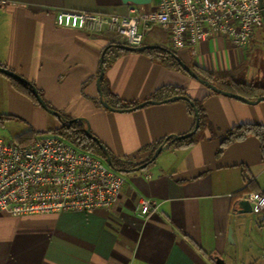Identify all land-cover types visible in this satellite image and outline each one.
Returning <instances> with one entry per match:
<instances>
[{"label": "crops", "instance_id": "crops-1", "mask_svg": "<svg viewBox=\"0 0 264 264\" xmlns=\"http://www.w3.org/2000/svg\"><path fill=\"white\" fill-rule=\"evenodd\" d=\"M5 1L0 66L30 81L57 111L86 118L115 156L145 162L151 153L147 147L192 130L194 118L182 100L127 112L104 108L96 84L100 59L109 46L125 41L113 32L90 34L55 24L61 10L125 17L132 8L152 11L160 0ZM155 27L161 29L151 28L153 44L162 42L159 32L151 33ZM178 56L190 67L211 71L241 67L239 76L246 82L264 86V28L246 48L212 38ZM104 76L120 100L136 104L164 86L183 87L203 102L212 129L201 131L191 146L165 144L149 167L124 174L126 183L110 208L24 217L0 211V264H216L217 259L226 264L225 255L237 252L247 238L234 212L236 195L264 193V155L255 136L230 143L219 156L217 151L233 127L264 126V101L246 103L215 93L141 51L123 53ZM0 114L13 118L1 126L23 125L16 135L29 129L43 135L60 125L1 73ZM143 198L159 204L148 217L138 209ZM258 219L264 226V210ZM253 242L262 256L251 255L244 264H264V233Z\"/></svg>", "mask_w": 264, "mask_h": 264}, {"label": "built area", "instance_id": "built-area-1", "mask_svg": "<svg viewBox=\"0 0 264 264\" xmlns=\"http://www.w3.org/2000/svg\"><path fill=\"white\" fill-rule=\"evenodd\" d=\"M7 2L0 0V7ZM58 27L90 34L113 32L129 46H141L155 25L173 49L194 48L223 38L246 48L264 28L259 0H160L156 9L132 8L128 16L61 10ZM126 183L124 174L105 160L84 152L54 134L38 135L27 145L0 138V211L12 216L52 215L110 208ZM252 212L264 210V194H247ZM158 203L143 198L139 212L148 217Z\"/></svg>", "mask_w": 264, "mask_h": 264}, {"label": "trees", "instance_id": "trees-1", "mask_svg": "<svg viewBox=\"0 0 264 264\" xmlns=\"http://www.w3.org/2000/svg\"><path fill=\"white\" fill-rule=\"evenodd\" d=\"M152 29H154V28H152ZM157 32H159V34L162 38L161 43L153 44L148 37V35L150 33L149 32L146 35V38H145L142 45H149V44L160 45V46L167 48L168 50H171L168 47V45H166L169 43V38H168L167 33L158 27L155 30H153L151 33H157ZM119 44H121V43L119 42ZM123 44H126V43L123 42ZM125 52H127V51L119 49L116 46H113V45L109 46L106 49L105 56H104V70L106 68H108L109 66H111ZM141 52L153 57L154 59L158 60L160 63L164 64L167 67L185 72L181 68V66L179 65L178 61L174 57H172L169 54V52H167L166 50L149 49V50H144ZM175 54H177V53H175ZM191 67L194 69V71L197 72V74L201 78L209 81L211 84L215 85L216 87H218L222 90L237 93V94L244 96L250 100H254L260 96H264V86L256 85L254 83H248L244 80V77L239 76V71H240L239 69H241V67L237 70H224V71H211V70L199 67L197 65H193ZM4 76L7 77L11 81L12 85L14 86V88L17 91H19L23 95L27 96L28 98H30L34 102L35 105L41 107L40 104L38 103V101L36 100V98L34 97L33 93L31 92V89L29 86L23 85L19 81L15 80L13 78H10L6 75H4ZM101 88H102V92L104 94L105 100L108 102V104L110 106H112L115 109H126V108H130V107H133L136 105V103L124 102V101L120 100L109 89L105 76H103V78L101 80ZM39 93L43 97V95L40 91H39ZM175 95L187 96L190 99V102L183 101V100L182 101L186 104L188 112L194 118V124H195V109L198 110L199 120H200L199 121V129L195 135L189 137L188 139L173 140L172 137L168 136V137L164 138L163 140L155 142L151 146L147 147L151 150V153H150V157L146 161H148L151 158V156L153 155L155 150L164 142H166V147L191 146L198 141L199 134L201 131H203L206 128L212 129V124L210 123V121L206 115V111H205V108L203 106V102L201 100H196V99L190 98L188 96V94L186 93V89H184L183 87L164 86V87L160 88L159 90H157L151 96V99L163 101V100L170 98L172 96H175ZM191 103H193L194 106ZM48 106L51 109L57 110L54 107H52L50 104H48ZM60 112L63 115V120L59 119V121H60L59 127L52 129V130H48L44 133L57 135V136L61 137L62 139L66 140L68 143L72 144L74 147H76V148H78L84 152H88V153H90V154H92V155H94V156H96L102 160H105V156H106L105 152L98 146V144L92 138H90L86 135L85 123L83 121H76V122L70 123L69 120H72L73 118L70 117L69 115L65 114L62 111H60ZM10 119H13V118L10 117L9 115L0 114V126L3 125L5 121H8ZM193 127H194V125H193ZM38 135H39V133H37L33 129H29V130H26V131L16 135L12 141L18 145H27V144H30L31 142H33ZM249 136H255L260 140L262 153L264 155V126L263 125H255V124H242L239 126H235L232 129H230L228 132H226V134L222 138L220 147L217 151V156L222 154L224 152L225 148L230 143L238 141V140H242V139L249 137ZM147 148H145V150ZM108 151H109V154L111 156L112 163H113L112 168L114 170L122 173V174H127L126 173L127 170H131V169L135 168L136 166H139V165L144 163V162L136 163L130 158H119V157L115 156L109 149H108ZM252 184H253V180L250 179L248 181V185H252ZM240 194H237L236 197L238 196L241 198L242 196H240ZM236 202H237V200H236Z\"/></svg>", "mask_w": 264, "mask_h": 264}, {"label": "water", "instance_id": "water-1", "mask_svg": "<svg viewBox=\"0 0 264 264\" xmlns=\"http://www.w3.org/2000/svg\"><path fill=\"white\" fill-rule=\"evenodd\" d=\"M260 2V8L262 11V15H263V19H264V0H259ZM117 48L125 50V51H136V52H140V51H144V50H149V49H160V50H166L167 52H169V54L174 57L179 65L181 66V68L187 73L189 74L193 79H195L196 81L200 82L201 84H203L204 86H206L207 88H209L211 91L215 92V93H220L232 98H236L238 100L244 101L246 103H258L261 101H264V96H260L254 100H250L247 99L244 96H241L237 93H233V92H229V91H225L222 90L218 87H216L215 85L211 84L209 81L201 78L196 71H194V69L192 67H190L187 63H185L177 54H175L173 51L168 50L167 48L160 46V45H141V46H129L127 44H118L115 45ZM105 52L106 50H104V52L102 53L101 59H100V72L99 75L97 77L96 80V84H97V88H98V93H99V101L101 103V105L106 108L107 110L110 111H116V112H127V111H132V110H137V109H141L144 106L148 105V104H158V103H165V102H172V101H177V100H183V101H187L190 102V99L187 96H181V95H175L172 96L170 98H167L163 101H159V100H154V99H149L143 102H140L138 104H136L133 107L130 108H126V109H115L112 106H110L108 104V102L105 100L104 94L102 92V88H101V80L104 76V56H105ZM0 73L4 74L10 78H13L17 81H19L21 84L23 85H27L30 87L31 92L33 93L34 97L36 98V100L38 101V103L40 104L41 108L44 109L45 111H47L48 113L56 116L58 119L63 120V115L61 114V112L51 109L47 102L44 100V98L40 95L38 89L36 88L35 85H33L30 81H28L26 78H24L23 76L17 74L16 72L2 67L0 66ZM193 106L194 104L191 103ZM76 121H83L86 125L85 127V133L88 137L92 138L97 144L98 146L105 152L106 156H105V162L110 166L113 167V163H112V159L111 156L109 154L108 148L100 141V139L95 136L90 129V124L88 122V120L86 118H73L72 120H69L70 123L72 122H76ZM199 114H198V110L195 109V124L194 127L192 128V130H190L189 132H187L186 134L183 135H172L170 137L173 138V140H182V139H188L189 137L195 135L199 129ZM166 144V142H164L163 144H161L153 153V155L151 156V158L144 162L143 164L136 166L135 168L131 169V170H127L126 173H130V172H134V171H140L143 170L145 168H147L152 162H154L156 160V158L161 154L164 145ZM234 212L236 214L239 215V217L241 219H243L246 215L252 213L254 215L255 214L252 212V207L250 204V201L247 197H242L240 199L237 200L236 205L234 207ZM242 222H241V226H242ZM232 231V230H231ZM216 264H224L223 259H217Z\"/></svg>", "mask_w": 264, "mask_h": 264}, {"label": "rangeland", "instance_id": "rangeland-1", "mask_svg": "<svg viewBox=\"0 0 264 264\" xmlns=\"http://www.w3.org/2000/svg\"><path fill=\"white\" fill-rule=\"evenodd\" d=\"M168 47L174 51L175 53L181 54L183 51L189 50V48H183V49H173L171 45L168 43L166 44ZM51 118L55 119L56 116L50 114ZM56 120V119H55ZM59 120V119H58ZM52 127H54L52 125ZM23 130V125L19 122H10L6 124L5 126H0V137H3L6 140H13L15 135ZM242 221V231H244L245 236L247 238H244L241 243H238V249L237 252L230 253V255H225L226 264H244L247 260V257L251 255H258L262 256L259 249H257L256 245L253 242V239H256V241L259 240V237L264 233V226L261 224V222L258 219V216L250 213L246 215ZM258 239V240H257Z\"/></svg>", "mask_w": 264, "mask_h": 264}]
</instances>
